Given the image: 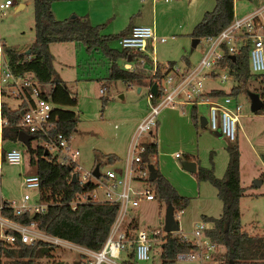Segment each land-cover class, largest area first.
Masks as SVG:
<instances>
[{
    "label": "rangeland",
    "instance_id": "rangeland-1",
    "mask_svg": "<svg viewBox=\"0 0 264 264\" xmlns=\"http://www.w3.org/2000/svg\"><path fill=\"white\" fill-rule=\"evenodd\" d=\"M3 1L0 0V2ZM11 1V4L6 8H0V40L3 44L24 48L30 44L33 38L32 0ZM235 1L237 9L240 11L253 6H261L264 2L261 1L255 5L253 0ZM18 2H22V5L16 7ZM172 3H175V0L168 2L155 0L152 10L149 0H53L51 5L56 18L61 19L72 14L84 15L91 24H99V34L106 36L118 33L130 22L149 24L152 20L156 35L164 37L163 41H154V56L157 61L163 63L172 60L183 66L185 58H187L190 64H194L205 50L206 42L202 37L193 47L190 46L192 37L189 33L182 34L186 22L183 7L180 5L181 7L171 8ZM182 5L185 7L184 2ZM262 38L264 41V37ZM107 45L111 48H120L117 39L113 37L107 41ZM48 49L53 55L54 70L63 74L65 85L77 98L76 105L69 107L76 114V123L69 134V146L71 150L77 149L78 151L75 160L79 165V173L91 170L95 154L99 155L97 165L100 173L107 168L114 169L119 173L123 167L129 138L143 117V112L147 109L144 86L136 91L134 83L127 84L128 82L121 79L107 81L105 76L108 59L99 48L87 49L81 43L59 41L50 42ZM262 53L264 60V42ZM116 62L122 66L123 60L119 58ZM215 71L224 73L226 79L221 80L217 75L208 77L204 80L203 88L215 86L228 92L231 85H239L241 88L238 90L237 96L241 116L238 117V126H241L245 119L243 117L245 112H249L247 110L249 102L245 91L253 87L259 88L262 82L252 77L247 78L244 82L235 79L226 67H216ZM100 88L102 91H99ZM1 99L10 107H14L18 103V100L12 95H3ZM175 108L170 113H177V115H169L162 120V129L160 127L155 130L152 128V134H150L151 131L141 132L137 136V140L145 142L156 139V152L153 157H150L151 163L175 191L187 199V203L181 211H173L174 218L178 222V230L172 233L176 235L182 233L188 238H192L190 231L196 224L203 221L200 215H218L220 201L216 195L215 187L206 179H198L194 172L185 170L181 167L180 161L182 159L193 160L196 166L210 168L215 177H221L227 162L226 146L232 140L218 135L216 131L209 129L206 125L202 127L194 125L189 116V103H185L181 110L179 106H175ZM181 111L183 112L181 113ZM160 112L156 116L157 120L160 117ZM196 112L205 114V106L197 104ZM237 130L239 132V129ZM0 139L1 148L4 150L14 147L20 151V161L17 163L0 160V198L17 202L22 193L27 192L29 202H35L38 199L37 189L25 188L20 184L22 175L33 172V167L28 163V153L25 151L24 145L16 139ZM237 140L238 151L243 162L248 163L254 160L248 143L243 141L239 135ZM35 143L36 141L30 140L31 146ZM49 151L53 154L57 153L56 150ZM175 151L180 154V157L176 158ZM101 153H114L117 158L112 163H106L103 161ZM132 184L140 187L145 185L140 181H132ZM262 188L264 189V183L260 189ZM93 192L98 197H103L101 188L96 187ZM165 208L164 200L154 197L151 200H140L135 208H128L123 215L121 223L129 217L132 218L127 223L129 228L135 224L136 229H143L147 232H151L153 229L160 230L158 236L150 241L149 257L147 259L132 257L134 264H160L158 253L161 237L165 233L163 231ZM239 212L242 229L250 234L254 231L264 233V196L261 198L259 196L256 198L244 196L240 199ZM130 230L134 232V229ZM129 250L130 247L120 254V259L114 261L117 264H122L121 260L127 257ZM223 250L224 247L221 245L216 257L223 258ZM81 258L77 251L58 245L52 248L48 256L39 257L37 264H72L74 261H79L81 264ZM2 260L3 264H10L7 257H2ZM100 264L109 263L102 261ZM174 264L199 263L196 260L177 257Z\"/></svg>",
    "mask_w": 264,
    "mask_h": 264
},
{
    "label": "trees",
    "instance_id": "trees-1",
    "mask_svg": "<svg viewBox=\"0 0 264 264\" xmlns=\"http://www.w3.org/2000/svg\"><path fill=\"white\" fill-rule=\"evenodd\" d=\"M53 0H32L33 38L30 44L24 48L1 43V48L6 58L8 67L15 73L31 72L37 82L43 86L45 96L52 103L51 114L54 126L48 129L50 134L62 131L69 135L76 123V114L70 109L77 103L76 95L71 93L64 81L56 74L52 65V54L48 49L50 42L73 41L75 44H83L87 49H101L108 59L105 79H121L124 82L143 86L146 80L159 81L162 76L160 67L156 63V71L153 76L141 68L127 70L117 64V60L136 61L142 56L144 66H150V57L146 53L134 52L124 47L111 48L107 45L110 38H118L130 28V23L114 35L99 34V24H91L84 15H70L61 19L56 18L51 10ZM233 18V0H214L213 6L203 11L200 19L192 26L189 35L202 38L215 35ZM264 32V28H263ZM248 39L241 38V42L234 53H228L222 44L223 53L214 64V67H226L236 79L257 78L262 85L260 95L264 97V73L251 72L248 66ZM27 50V51H26ZM174 61L168 60V63ZM189 61L185 58L184 67L187 68ZM234 90L241 87L232 86L228 94H234ZM161 94L160 86L151 99ZM207 96H223L227 93L222 89H210L205 93ZM103 101V99H102ZM196 105H190V119L194 125H199L200 115L196 112ZM264 110V103L256 109V112ZM0 138L16 139V133L21 129L20 113L18 108L10 107L5 101H0ZM33 140L36 143L25 151L28 153V163L33 167V172L38 176V199L47 204L42 212L24 211L19 215L12 213L6 207L8 201L1 199L3 206L1 212L14 219L26 223L33 220L36 227L48 234L55 235L71 242L84 245L91 249H98L104 242L108 233L109 225L117 212V203L108 201H96L91 197L92 190L97 183L91 179L85 184L71 181L69 172L74 163H61L56 155L40 143L45 137L33 132ZM144 151L141 160L149 161L150 156L156 152V141L143 142ZM227 162L221 177H215L210 168L196 166L194 174L198 179L208 180L216 189V195L221 202V210L217 216L201 215L204 221H211L212 226L205 229L207 236L214 242L224 247L222 256L223 263L228 259L232 264H264V234H250L241 228L238 199L244 187L239 183L238 171V148L233 140L227 144ZM4 149L0 146V158L3 160ZM98 154L94 155L95 172L99 176ZM106 163H112L117 156L114 153H101ZM155 166V165H154ZM156 168V167H155ZM93 174V173H92ZM94 175V174H93ZM154 184V197L170 203L173 211H181L186 203V197L179 195L167 179L156 169V176L152 180ZM75 192H85L87 197L71 208L68 201ZM129 229H134V226ZM159 258L160 264H174L178 252H186L193 248L190 240L182 238L178 234L165 232L161 237ZM54 246L48 241L41 239L32 240L29 243L15 239L13 243L0 240V264L2 257H7L10 264H37L39 257L48 256ZM133 251L130 248L127 257L123 258L122 264H134ZM72 264H80L74 261Z\"/></svg>",
    "mask_w": 264,
    "mask_h": 264
},
{
    "label": "built area",
    "instance_id": "built-area-1",
    "mask_svg": "<svg viewBox=\"0 0 264 264\" xmlns=\"http://www.w3.org/2000/svg\"><path fill=\"white\" fill-rule=\"evenodd\" d=\"M166 1V0H164ZM11 0L0 2V8H6ZM3 12V11H1ZM264 5L240 18H232L231 22L218 31L215 35L203 37L206 48L199 60L187 68L176 62H164L160 71L162 76L159 81L146 80L145 88L146 114L139 120L136 128L129 138L122 170L118 173L114 169L107 168L99 176H94L90 171L79 173V165L75 157L77 149L71 150L69 146V135L62 131L50 134L48 129L54 126L51 109L53 103L46 98L45 91L37 82L31 72L15 73L8 67L6 58L1 48L0 40V101L3 95H12L18 100L13 108H18L20 113L21 129L28 133L37 132L45 138L40 143L45 150H56L57 161L61 163H74L69 172L76 175L77 181L85 183L91 179L97 183L96 187L102 189V196L91 193L96 201H108L117 203V212L109 225L108 233L103 244L98 249H91L81 244L71 242L67 239L51 235L39 230L33 220L26 223L20 222L1 212L2 207H8L12 213L19 215L24 211L42 212L46 206L45 201L37 199L29 202V194L23 192L19 201L9 200L5 206L0 201V240L6 243H13L15 239L29 243L32 240L41 239L48 241L53 246H61L77 251L81 255V264H100L107 261L109 264H117L114 260L120 259V254L129 247L133 251L134 259H147L149 257L150 241L154 240L160 230L153 229L147 232L143 229H134L131 232L127 226L121 223L123 215L128 208H135L140 200H151L154 198V184L148 179L147 164L151 161L141 160V153L144 151V141H138L137 136L141 132H150L155 127L157 114L164 106H174L182 103L205 104L206 115L205 125L216 131L228 140L235 138L240 104L234 101L231 96H207L208 91L203 88L204 80L216 69L214 64L221 57L222 44L228 53H234L241 42V38L248 39V66L251 72L264 73V60L262 53V37L264 36ZM164 37L156 35L153 24H133L129 30L117 38L120 47L131 49L134 52L146 53L150 57V66H144V59L139 56L136 61L125 60L122 67L127 70L141 68L153 76L156 71L154 52V41H163ZM152 52V56L150 55ZM220 79L226 78L224 73H218ZM154 82L160 86L161 94L156 96L154 101L151 97L150 84ZM127 84H130L129 82ZM99 91H102L100 88ZM179 95H181L179 97ZM3 120L0 118V123ZM33 140V138H32ZM152 139L151 141H153ZM58 154V155H57ZM175 156L179 154L174 152ZM153 157V155H151ZM150 156V157H151ZM3 159L10 163L20 161V151L11 147L3 152ZM1 160V158H0ZM153 164V163H152ZM154 165V164H153ZM132 181H140L143 187L134 186ZM21 186L25 188H38V176L35 172H28L21 177ZM87 195L85 192H75L68 201V205L74 208L75 205L84 201ZM207 223L200 221L190 231L192 238L182 233L178 235L190 240L194 245L189 251L178 252L175 258H188L196 260L199 264H227L223 258L216 257L220 244L212 241L207 234Z\"/></svg>",
    "mask_w": 264,
    "mask_h": 264
},
{
    "label": "crops",
    "instance_id": "crops-1",
    "mask_svg": "<svg viewBox=\"0 0 264 264\" xmlns=\"http://www.w3.org/2000/svg\"><path fill=\"white\" fill-rule=\"evenodd\" d=\"M149 1H150V8L152 10L153 3L155 0H149ZM168 1L169 0H166L164 2H168ZM253 1H254V4L257 5L259 2L264 1V0H253ZM183 2L185 3V7L182 5ZM213 3H214V0H175V3H172L173 6L171 8H176V7L182 6L183 10H184V14H185L186 22H185V26H184V30L182 31V34H188L190 32L192 26L200 19L203 11L210 9L213 6ZM21 5H22V2H18L16 4V7H19ZM262 5H264V2H263V4H261V6ZM258 7H260V6H258ZM258 7L253 6L252 8L245 9V10L242 9L240 11L237 9L236 1L233 0V18H240L242 16H245L246 14L254 11ZM51 10H52V5H51ZM138 14H139V11H138ZM91 15H92V13L89 14L90 17H91ZM133 24H135V23L130 22V26ZM144 24H148V23H144ZM149 24H152V20H150ZM156 28H157V26H156ZM199 39H198V41H199ZM263 42L264 41L262 38V44H263ZM51 54H52V52H51ZM150 55L152 56V52H150ZM153 55H154V52H153ZM52 58H53V55H52ZM247 60H248V58H247ZM165 62H168V60ZM163 63H161V64H163ZM189 65L192 66L193 64H190V62H189ZM55 72L63 81L65 80V78L61 72H57V71H55ZM216 75L218 76V72H216L214 69V71L210 73L209 77H215ZM224 79H226V78H224ZM246 80L247 79L243 78L241 81L244 82ZM135 86H136V91L141 89V85H135ZM137 87H139L138 90H137ZM231 87H232V85H231ZM231 87L228 88L229 89L228 91H230ZM260 87H261V84H260L259 88L253 87V88L247 89V91H245L246 96L248 97V102H249V107H248L249 109H247V110H249V112H245V114L243 116V117H245V119H243L241 126L240 125L238 126V121H237L235 138L232 139V141L234 140L237 143V148L239 147L238 140H237L238 135L241 137V139L243 141H246L248 143L249 149L253 155L252 159H254V160L249 161L248 163H244L243 160L241 159L240 152L238 151L239 152V157H238L239 183L241 186L244 187V190L238 199V208H239L240 199L243 198L244 196H248V198H250V197L256 198V196H259V198H261L262 196H264V189L263 188L260 189L261 185L264 183V110L262 112H256V110H251L250 109V99L248 96V92H256L259 96V99L261 100V102L263 104L264 103V97H262L260 95ZM210 89H223V88L213 86V87L207 88L206 90H210ZM233 91L236 93L228 94V92H226V91L225 92L227 93L226 95L231 96V98L234 101L239 102L238 96H237L238 90H234V88H233ZM217 97H219V96H217ZM184 104L185 103L177 104V105H174L171 107L170 106L163 107L160 110L161 111L160 117L156 121V125L153 129L155 130L157 127H160V129H162V127H163L162 120L167 118L169 115H173V114L177 115V113H170V111L175 110L176 109L175 106H179L180 110H181L183 108ZM202 105H204L206 108L205 104H202ZM164 108L166 109V111H163V110H165ZM165 112H167V113H165ZM182 112L183 111H181V113ZM145 114H146V110L143 112L142 116H144ZM199 115L205 116L206 113L205 114H199ZM142 116H140V117H142ZM240 116H241L240 112H238V117H240ZM237 129H239V132ZM150 134H152V131L150 132ZM149 141L150 140L145 141V142H149ZM155 141H156V139H155ZM178 157H180V154L178 156H176V158H178ZM245 164H246V167H245ZM195 168H196V163H195ZM253 181H256L257 183L255 184ZM252 187H254V188H252ZM220 210H221V202H220ZM219 213H220V211H219ZM201 215H207V214H201ZM214 216H217V214ZM128 219L122 223L123 226H127L128 225L127 223H129L132 218L129 217ZM204 222L207 223V227L212 226L211 221H204ZM135 227H136V225L134 224V229H136ZM254 233L264 234L263 232L260 233L259 231H254Z\"/></svg>",
    "mask_w": 264,
    "mask_h": 264
},
{
    "label": "water",
    "instance_id": "water-1",
    "mask_svg": "<svg viewBox=\"0 0 264 264\" xmlns=\"http://www.w3.org/2000/svg\"><path fill=\"white\" fill-rule=\"evenodd\" d=\"M73 15V14H72ZM198 37H192L191 38V43L190 46L193 47L197 42H198ZM27 51V50H26ZM139 87H137V90ZM156 86L155 83L152 82L150 84V91L152 93H155ZM248 96L250 99V109L251 110H256L258 109L261 105L262 102L259 99V96L256 92H248ZM21 113V112H20ZM205 124V116L200 115L199 117V126H204ZM218 134V133H217ZM33 138V135L31 133L26 132L23 129H19L16 133V140L21 142L25 148L30 147V140ZM181 167H183L185 170L194 172L195 171V162L193 160H188V159H182L180 161ZM148 168V179L153 180L156 176V168L152 163L147 164ZM95 169H97V166H94V169L92 170V173L94 176H97V172H95ZM71 181H77L76 175L74 173L71 174ZM255 184L257 183L256 181H253ZM85 184V183H84ZM178 230V222L174 218L173 214V207L170 203L166 204L165 208V213H164V223H163V231L164 232H173ZM227 264H232V260L228 259Z\"/></svg>",
    "mask_w": 264,
    "mask_h": 264
}]
</instances>
